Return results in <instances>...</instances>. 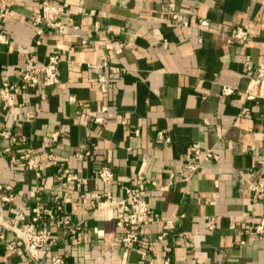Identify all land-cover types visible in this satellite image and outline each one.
I'll list each match as a JSON object with an SVG mask.
<instances>
[{"label": "crops", "instance_id": "obj_1", "mask_svg": "<svg viewBox=\"0 0 264 264\" xmlns=\"http://www.w3.org/2000/svg\"><path fill=\"white\" fill-rule=\"evenodd\" d=\"M51 1L68 4L62 22L68 25L70 17L75 27L63 33L44 27L37 45L40 34L31 19L38 0H10L14 19L0 18V32L9 39L0 42V82L18 80L37 53L41 62L50 54L63 57V84L30 89L16 97V107L0 103V131L27 134L43 160L58 130L56 154L87 193L111 190L122 198V185L145 178L150 211L175 219L168 240L173 264H264V237L240 242L248 239L244 228L264 218V199L253 190L263 177L264 98L245 94L256 65L264 63V0H178L177 19L170 0ZM239 25L249 26V39L229 43ZM104 55L124 69L111 74L107 92L95 67ZM224 86L235 91L223 96ZM161 130L170 142L159 138ZM196 142L214 148L220 159L203 162L184 181L185 157ZM21 147L0 135V182L13 185L16 197L6 206L8 215H30L38 198L52 205L62 191L55 168L42 177L25 168ZM79 148L91 154L77 157ZM103 165L115 173L110 187L97 176ZM76 194L70 186L63 202L67 214L86 220L87 233L79 245L72 236L60 240L52 253L63 251L67 264H141L140 250L155 246L161 225H143L140 242L125 245V230L112 217L119 211L94 214L73 201ZM52 253L42 254L43 264H51ZM0 264L33 262L22 250L7 252L0 240Z\"/></svg>", "mask_w": 264, "mask_h": 264}, {"label": "built area", "instance_id": "obj_2", "mask_svg": "<svg viewBox=\"0 0 264 264\" xmlns=\"http://www.w3.org/2000/svg\"><path fill=\"white\" fill-rule=\"evenodd\" d=\"M178 0H170L169 8L173 13L174 19L179 18L177 7ZM68 4L66 2H52L51 0H38V6L33 12L32 24L38 29L40 34L36 41L37 45L42 44V33L44 27L63 33L68 26L75 27L72 18L69 17V24L62 22L63 16L67 13ZM0 18L9 22L14 19V13L10 8V0H0ZM203 26L209 25L206 18L200 19ZM249 26H236L234 32L227 38L229 43H242L249 39ZM0 42L8 43L7 35L0 32ZM107 48H111L108 45ZM248 60V69L253 66ZM63 63V57L59 54H50L48 60L41 62L37 53H33L26 64L20 69L18 80H3L0 82V103L4 107H16V97L30 89L39 90L40 88H49L62 85L60 76V67ZM98 73V80L103 92L109 88L111 74L124 71L123 68L111 65L107 56H102L100 62L95 65ZM256 75L253 76L245 90L248 100H257L264 98V63H258L255 67ZM232 86H224L222 95H229L234 92ZM107 108L104 107V110ZM249 116V112H245ZM102 119L98 118L100 122ZM138 132V131H137ZM159 138L170 142L171 138L166 130L159 131ZM0 135L10 139L16 144H21V154L19 161L23 163L28 171L34 172L38 177L49 167L55 168V179L58 181L62 191L57 193L52 205H44L40 198L36 205L30 207V215L24 211L13 215L6 214V206L13 203L16 199L14 186L0 182V240L4 242V248L7 252H17L22 250L33 262V264H43V253H52L56 244L69 236H72L75 244L79 245L84 240L87 233L86 220L77 219L67 214L66 206L63 202V191L68 190L70 186L74 187L77 194L73 198L76 204L83 205L85 208L97 212H106L108 210H118L119 214L115 217L116 225L125 232L120 236V241L125 245H135L140 242V228L149 223L161 225L160 231L152 239L149 248L140 250L141 264H173V255L168 240L171 231L175 228L174 218H164L159 213H152L146 199L148 193L145 178H140L135 184L122 185L123 196L116 198L111 190L105 194L100 192L87 193L83 190L80 179L76 172L59 159L56 154V145L60 141V132L55 130L51 134V141L47 146L46 158L40 160L37 156V149L33 147L31 138L24 134L20 138L12 133L11 130L3 129ZM11 147H6L5 152H9ZM76 156L83 158L91 154V150L79 148ZM220 154L214 148H203L199 143H193L186 154L185 164L182 168V180L189 181L201 164L208 160H219ZM258 165L262 171V180L253 185V190L257 197L264 199V153L258 158ZM98 179L106 186H112L115 181V173L108 165H103L97 172ZM154 186L161 188L156 182ZM213 228V226H212ZM62 230L61 233L54 230ZM248 234V239L240 240L242 244L250 240H256L264 237V218L254 222L244 228ZM156 244L159 246L157 247ZM51 264H67L66 256L63 251L51 254Z\"/></svg>", "mask_w": 264, "mask_h": 264}]
</instances>
